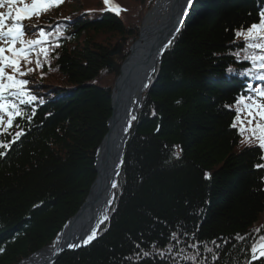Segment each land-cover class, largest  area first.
Here are the masks:
<instances>
[{"label": "trees", "instance_id": "obj_1", "mask_svg": "<svg viewBox=\"0 0 264 264\" xmlns=\"http://www.w3.org/2000/svg\"><path fill=\"white\" fill-rule=\"evenodd\" d=\"M113 2L127 11L104 10L103 0H65L25 21L50 33L43 45L50 53L48 59L40 55L42 68L23 77L43 103L20 105L24 114L0 134L10 142L24 132L0 149V264L52 246L87 199L112 113L116 70L155 0ZM260 11L264 0H194L131 121L109 219L95 240L64 252L55 264H247L264 235V169L254 167L264 161L255 141L242 144L231 123L236 97H255L264 81L239 75L252 64L243 60L244 40L235 32L258 23ZM37 38V29L26 30L25 39ZM125 38L112 69L109 53ZM36 58L22 65L35 67Z\"/></svg>", "mask_w": 264, "mask_h": 264}, {"label": "snow or ice", "instance_id": "obj_2", "mask_svg": "<svg viewBox=\"0 0 264 264\" xmlns=\"http://www.w3.org/2000/svg\"><path fill=\"white\" fill-rule=\"evenodd\" d=\"M64 2L65 0H30V2L29 0H0V9L5 7L8 9L7 12L0 11V134L12 128L16 118L24 114L20 105H31L38 99L43 103L42 98L37 97L27 87L29 80L23 77L33 74L36 69L43 67L39 59L41 54L45 59H48L50 49L43 47V45L48 43L50 33L46 32L42 26L26 24L25 21H31L33 18L39 19L42 14L49 12L53 8H58ZM186 2L190 8L193 0H186ZM103 3L105 5L104 10L113 11L117 15L122 11H127V9L114 4L113 0H103ZM89 11L91 12V10ZM184 14L187 15V9ZM30 28L38 30L39 38L25 39L26 30ZM176 31L178 32L179 29ZM60 34L62 35L63 33L61 32ZM235 36L243 37L244 45L242 51L245 53L243 60L250 61L252 64V67L239 72V75L245 77L253 76L259 81H264V11H260L258 23H252L246 29L242 27L235 32ZM168 43L170 45L172 41ZM250 49L259 51L249 53ZM33 54L37 57L35 67L28 66L25 68L22 62L24 65H32L31 56ZM235 56L237 60L241 59L239 52ZM8 70L11 71L9 72ZM228 71L231 73L233 69L230 68ZM247 88L253 90L251 84H248ZM254 91L256 92L255 97L243 94L236 97V113L231 127L237 129L238 135L242 137V144L252 147L253 141H255L254 146L260 150L259 158L261 161H264V87L254 89ZM5 115L7 116V120H5ZM135 119L136 117L132 116V120ZM5 124L6 128L4 127ZM16 127H19V125L17 124ZM157 131H159V127ZM245 133L248 135L246 136ZM23 135V130H20L15 132L10 142L0 140V149L10 148ZM4 155L5 152L0 151V156ZM254 167L258 170L264 169V163H257ZM205 178H208L207 173L205 174ZM111 187L117 188L118 184L113 181ZM108 203L111 204L112 201L110 200ZM108 219L109 217L105 214L100 224H103ZM98 227L99 225L93 228L90 234L87 235V238L82 240L84 246H87L97 238ZM257 231L260 230L257 229ZM171 238L176 240V233H172ZM238 238L243 239V237ZM224 242L227 243L226 240ZM211 243L220 248V245L216 241H212ZM67 247L75 249L80 247V245L69 243ZM136 247L139 248L140 245L137 244ZM191 247L197 248L198 246L193 244ZM153 248H155V245H153ZM205 250L208 252L213 251L211 248H207V244H205ZM4 251L5 249L0 247V253ZM167 251L170 252L171 248L167 249ZM251 253V259L247 261V264H253V261L264 258V235H261L259 241L252 245ZM158 255L163 259L165 253L160 252ZM142 256L150 257L152 253L143 251ZM140 258L141 254L138 253L136 259ZM126 259L131 260L133 257H126ZM186 259L195 260V257H186ZM212 259L216 260L218 256L213 253Z\"/></svg>", "mask_w": 264, "mask_h": 264}, {"label": "water", "instance_id": "obj_3", "mask_svg": "<svg viewBox=\"0 0 264 264\" xmlns=\"http://www.w3.org/2000/svg\"><path fill=\"white\" fill-rule=\"evenodd\" d=\"M158 0L152 10L155 8ZM186 0H172L168 16L156 24L145 25L142 22L137 40L130 46L129 55L116 70L117 79L112 92V113L107 121V132L97 148L95 155L96 177L87 199L79 210L65 223L59 231L55 242L44 247L16 264H55L67 251L78 250L84 245L90 231L100 227V221L112 205L114 199L112 182L117 178L123 163L124 148L129 135V122L136 116L142 95L149 85L165 49L178 33L190 14ZM187 9V15L185 10ZM151 10V11H152ZM145 18H148L149 14ZM179 29L177 32L176 30ZM121 44L114 46L107 66L115 68L114 56L121 54ZM140 62L132 72V65ZM141 79V81H139ZM106 152V155H105ZM103 159L105 163L102 164ZM98 227V229H99ZM69 243L79 244L75 249L67 247Z\"/></svg>", "mask_w": 264, "mask_h": 264}, {"label": "bare ground", "instance_id": "obj_4", "mask_svg": "<svg viewBox=\"0 0 264 264\" xmlns=\"http://www.w3.org/2000/svg\"><path fill=\"white\" fill-rule=\"evenodd\" d=\"M172 0H158L155 8L152 10V12L148 16V22L149 24H156L165 19L169 13L170 5ZM138 60L135 62L134 65H132V72L134 69L138 68L139 66ZM141 81V79L139 80ZM106 155V152H105ZM105 163V159H103L102 164Z\"/></svg>", "mask_w": 264, "mask_h": 264}, {"label": "rangeland", "instance_id": "obj_5", "mask_svg": "<svg viewBox=\"0 0 264 264\" xmlns=\"http://www.w3.org/2000/svg\"><path fill=\"white\" fill-rule=\"evenodd\" d=\"M154 5H155V3L153 4V6L151 7V9L148 11V12H150L151 10H152V8L154 7ZM0 11H4V8L3 9H0ZM152 12V11H151ZM147 24V23H146ZM126 38L125 39H123V41L122 42H120V44H121V52H122V48H123V43L125 44L126 43ZM131 46V45H130ZM120 55V54H119ZM119 55H116V56H119ZM115 57V56H114ZM114 60V59H113ZM114 62H115V60H114ZM116 64V63H115ZM112 69H114V68H112Z\"/></svg>", "mask_w": 264, "mask_h": 264}]
</instances>
